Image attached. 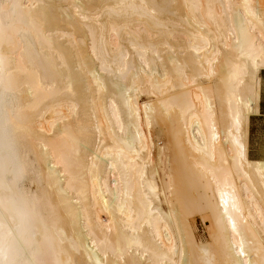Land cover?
I'll return each mask as SVG.
<instances>
[{
    "label": "bare ground",
    "instance_id": "6f19581e",
    "mask_svg": "<svg viewBox=\"0 0 264 264\" xmlns=\"http://www.w3.org/2000/svg\"><path fill=\"white\" fill-rule=\"evenodd\" d=\"M0 60V178L71 264H264V0H0Z\"/></svg>",
    "mask_w": 264,
    "mask_h": 264
},
{
    "label": "clouds",
    "instance_id": "9594fccd",
    "mask_svg": "<svg viewBox=\"0 0 264 264\" xmlns=\"http://www.w3.org/2000/svg\"><path fill=\"white\" fill-rule=\"evenodd\" d=\"M12 90L11 80L3 60H0V168L7 170L13 161L15 128L11 109L4 103V95ZM15 166L26 169L24 158L17 157ZM13 193L0 178V208L15 207L21 226L14 231L7 228L0 214V264H71L63 249L64 233L54 223H46L38 201L27 193Z\"/></svg>",
    "mask_w": 264,
    "mask_h": 264
},
{
    "label": "rangeland",
    "instance_id": "374dc122",
    "mask_svg": "<svg viewBox=\"0 0 264 264\" xmlns=\"http://www.w3.org/2000/svg\"><path fill=\"white\" fill-rule=\"evenodd\" d=\"M251 129V130H250ZM250 130V154L253 157H264V116L252 117ZM252 157V158H253ZM201 220L199 219V224ZM200 231L204 233V225L200 224Z\"/></svg>",
    "mask_w": 264,
    "mask_h": 264
},
{
    "label": "crops",
    "instance_id": "0c3cea01",
    "mask_svg": "<svg viewBox=\"0 0 264 264\" xmlns=\"http://www.w3.org/2000/svg\"><path fill=\"white\" fill-rule=\"evenodd\" d=\"M259 116H264V68L261 70L260 73V106H259V114L253 115L255 119L258 118ZM251 117V119H252ZM250 125H251V120H250ZM251 130V129H250ZM250 153V151H249ZM251 156V154H250ZM253 157V156H251ZM253 158H261L260 157H253Z\"/></svg>",
    "mask_w": 264,
    "mask_h": 264
}]
</instances>
